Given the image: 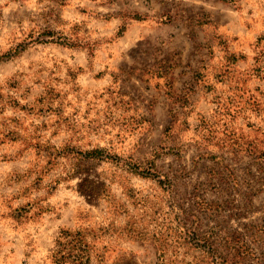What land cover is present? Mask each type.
<instances>
[{"label": "rangeland", "instance_id": "1", "mask_svg": "<svg viewBox=\"0 0 264 264\" xmlns=\"http://www.w3.org/2000/svg\"><path fill=\"white\" fill-rule=\"evenodd\" d=\"M263 147L264 0H0V264H54L61 229L111 221L106 264H157L155 214L212 232L199 264H264Z\"/></svg>", "mask_w": 264, "mask_h": 264}, {"label": "trees", "instance_id": "2", "mask_svg": "<svg viewBox=\"0 0 264 264\" xmlns=\"http://www.w3.org/2000/svg\"><path fill=\"white\" fill-rule=\"evenodd\" d=\"M134 17L138 19L140 18L136 14ZM47 33V35L51 37L52 34H49L50 32ZM257 152H259L257 157L262 158L264 163V147ZM77 154L82 155L83 159L86 160L111 161L117 168L125 169L142 177L155 180L162 188L166 187V182H168L166 176L154 168L153 163L145 164V166H143L142 164L131 160V162H129L130 164L126 165L116 157L113 159L114 157H111V154H109L107 149L104 147L94 146L88 150L80 151ZM261 187L264 188V182H262ZM97 189H100L97 193L106 190L105 187L104 189ZM133 191L134 189L128 187L127 195L134 199L137 203L142 204L144 199L140 201L141 198H139ZM103 195H106V193ZM31 206V203H26L21 209L18 208L17 213L20 215L19 217L26 214ZM114 206L115 211L120 212L121 210H125V207L121 203L115 204ZM220 207L221 205L219 203L211 204L201 198H198L195 201L193 209L199 210L203 214L215 213V215H217L220 212L218 211L220 210ZM173 208H176L174 204ZM178 208L179 207L177 206V209ZM191 211L192 210H179L181 214H189L195 217ZM178 219L179 218H177L175 222H172V220L169 219L167 226L164 227L163 220L159 221L156 214L151 218V220L157 224L155 229L150 234L151 238L155 241L157 248V264H199L197 261L201 259L197 258V256H210L209 258L211 259L213 256H217L215 249L209 240L211 237L209 234L212 232L197 235L194 230L190 231L189 228L185 227L184 223H181ZM115 226L116 225L113 224V221H111L106 226H99L96 231H93L91 228L86 226L77 228L67 227L61 229L53 241V247L49 256L51 261L54 264H90L92 257H95L97 264H106L103 253H100L97 249H95V242L102 237L101 235L103 232L110 229L113 231L117 230ZM162 228H164L165 231L162 230ZM124 229L132 234L134 231L132 222L128 223ZM141 235H145V233H142ZM223 241L225 246L224 248L228 250L230 245V236L223 238ZM237 251L240 253V248H238ZM186 257L189 259H186Z\"/></svg>", "mask_w": 264, "mask_h": 264}]
</instances>
